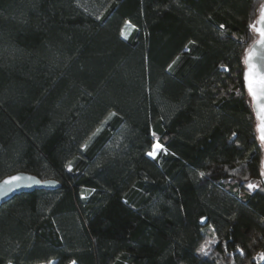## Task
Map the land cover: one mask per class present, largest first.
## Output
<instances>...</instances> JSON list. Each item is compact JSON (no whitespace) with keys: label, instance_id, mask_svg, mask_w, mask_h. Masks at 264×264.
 <instances>
[{"label":"trees","instance_id":"trees-1","mask_svg":"<svg viewBox=\"0 0 264 264\" xmlns=\"http://www.w3.org/2000/svg\"><path fill=\"white\" fill-rule=\"evenodd\" d=\"M263 2L0 0V264H264Z\"/></svg>","mask_w":264,"mask_h":264},{"label":"snow or ice","instance_id":"snow-or-ice-1","mask_svg":"<svg viewBox=\"0 0 264 264\" xmlns=\"http://www.w3.org/2000/svg\"><path fill=\"white\" fill-rule=\"evenodd\" d=\"M260 27H257L256 23H252L249 25L250 29L259 33L260 39L256 41L259 45H264V11H262V15L260 17ZM223 27V25H221ZM259 59L261 63H264V51L258 52L255 48H250L247 50V56L245 57L244 63L247 65V71L244 74V79L247 83V89L250 95L253 98V101L259 107V117H260V132H261V140H264V70H261V66L257 64L255 61ZM114 115V114H113ZM235 135V133L233 134ZM86 147V146H85ZM155 147L161 148L162 146L157 144ZM166 151V149H165ZM148 155L155 157V153L149 152ZM69 171H72V167L69 166ZM204 173H201L203 176ZM23 177L21 176H13L9 180H5L3 184H0V189L4 186L10 185L13 182H18ZM249 188H255L256 185L249 184ZM206 219V218H202ZM241 253H243V249H239ZM204 255H208V252L204 249H201ZM260 258L264 259V252L260 253ZM54 264V262H53ZM72 264H76V261L73 260Z\"/></svg>","mask_w":264,"mask_h":264},{"label":"water","instance_id":"water-1","mask_svg":"<svg viewBox=\"0 0 264 264\" xmlns=\"http://www.w3.org/2000/svg\"><path fill=\"white\" fill-rule=\"evenodd\" d=\"M262 11H264V2L261 4V6L259 8V14H258L257 19L255 21V23L257 24V27L261 26L259 21H260L261 15H262ZM254 32L256 34V39L252 42L249 49L255 48L258 52L264 51V45H259L256 43V41L260 39L259 33L256 31H254ZM246 56H247V52H246L245 57ZM255 62L261 66V70H264V63H261V61H259V59H257ZM246 71H247V65L245 64V68L243 70V79H244V74ZM244 85H245V88L248 92L247 83H246L245 79H244ZM248 94L250 95L249 92H248ZM251 98H252V96H251ZM252 103H253V108H254V111H255V114H256V117L258 120V124H257L258 137L264 145V140H261V138H260V136H261L260 127H259L260 123H261L260 117H259L260 109L257 106V104L253 101V98H252ZM13 176H21V177H23V179H21L18 182H13L10 185L4 186L2 189H0V207L5 202L9 201L10 199H12L15 196H18L20 194L31 193L37 189L55 190V189H58L60 187V183L56 179H44L43 180V179L39 178L37 175H34L32 173H28V172H22V171L16 172L12 175L5 177L3 180L0 181V184H3V182L5 180H9ZM262 182L264 184V158H263Z\"/></svg>","mask_w":264,"mask_h":264},{"label":"rangeland","instance_id":"rangeland-1","mask_svg":"<svg viewBox=\"0 0 264 264\" xmlns=\"http://www.w3.org/2000/svg\"><path fill=\"white\" fill-rule=\"evenodd\" d=\"M157 144H159V143H157ZM157 144H155V146H156ZM159 145H160V144H159ZM155 146H154V149H153L152 152L155 153V156H156V155L158 154V152L161 150L162 147H161V148H157V147H155ZM70 264H72V263H70Z\"/></svg>","mask_w":264,"mask_h":264}]
</instances>
